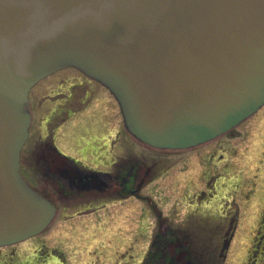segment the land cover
<instances>
[{
	"label": "water",
	"instance_id": "1",
	"mask_svg": "<svg viewBox=\"0 0 264 264\" xmlns=\"http://www.w3.org/2000/svg\"><path fill=\"white\" fill-rule=\"evenodd\" d=\"M64 68L105 87L140 143L200 146L264 105V0H0V247L55 216L19 152L29 89Z\"/></svg>",
	"mask_w": 264,
	"mask_h": 264
},
{
	"label": "rangeland",
	"instance_id": "2",
	"mask_svg": "<svg viewBox=\"0 0 264 264\" xmlns=\"http://www.w3.org/2000/svg\"><path fill=\"white\" fill-rule=\"evenodd\" d=\"M83 81L77 71L64 69L32 89L33 110L37 103V156L39 148L55 145L80 159L79 152L87 148L84 141L122 125L111 95L94 84L88 86L92 91L96 89L93 106L56 130L57 117L50 115L54 105L47 101L48 97L57 98L69 85ZM53 131L55 141L50 138ZM35 133L32 126L22 156L28 155L26 151L33 145ZM121 155L123 171L131 164L151 167V175L139 195L152 200L116 201L109 196L106 206L91 214L58 215L43 233L19 246L26 257L37 251L40 264H146L152 237L164 235L159 227L161 220L172 227L196 230L190 247L207 253L204 264H264L263 228L259 232L264 222V106L228 134L203 146L179 152L158 151L122 136ZM23 170L28 171L24 166ZM40 172L39 163L37 178ZM200 192L205 193L201 201L212 196L210 207L199 202L197 208L188 207L190 198ZM232 218L236 219V231L222 261L216 256ZM198 224H211L210 234L199 232L195 227Z\"/></svg>",
	"mask_w": 264,
	"mask_h": 264
},
{
	"label": "flooded vegetation",
	"instance_id": "3",
	"mask_svg": "<svg viewBox=\"0 0 264 264\" xmlns=\"http://www.w3.org/2000/svg\"><path fill=\"white\" fill-rule=\"evenodd\" d=\"M84 80L83 83L69 85L64 93L59 94L57 98H54V96L48 97L47 101L54 105L50 111V115L57 117L55 124L56 130L61 128L73 117L84 112L88 107L93 106L94 95L97 94L96 89L92 91L88 87L89 85L93 86L95 84L98 89L104 90L99 84L85 77ZM76 89L78 93L75 92ZM31 91L29 92V97ZM32 115L31 127L35 126V141L28 148L29 151L27 149L26 152L28 155L24 157L21 154L20 168L22 166L26 167L29 178H25L29 185L47 197L55 205L57 216H65L68 214L69 217H76L91 214L96 212L97 209L104 208L106 206V198L109 196L115 198L116 201L122 198H139L142 200L146 198L148 201L152 200L149 196L139 195L146 179H149L151 175V167H136L131 164L123 171L125 167L121 164L123 159L121 155L122 136L128 138L129 141L135 144L138 143L122 130L121 124L118 128L108 131L107 134L102 133L100 135L98 133L96 136H92L91 140L84 141L87 148L84 147V151L79 152L80 159L73 161L76 168L83 172L84 178L83 180H78L77 178L65 180L61 177L60 165H57L52 171L49 170L45 162V149L39 148L38 153L40 154L37 158V103L35 109H32ZM92 117L95 118L96 114L94 113ZM53 133L54 131L51 132V140L54 139ZM27 143L23 147V150L26 149ZM37 159L41 163L42 176L39 178H37V164L39 163ZM188 197L186 196V198ZM204 197V192L193 195L188 203L190 205L187 206L192 207L195 205L193 208H197L196 203L199 202L203 207L208 209L212 196L201 201ZM171 218L172 216H170ZM159 224L162 230L161 233L164 235L156 234L155 237H152L150 241L151 251L147 256L149 261L155 264L206 263L207 253L203 250L200 253L196 248L191 250L190 247L192 234L196 230H192L191 228L190 230H186L182 226H179V228L172 227L161 220ZM195 227L199 232H206L207 234H210L212 229L211 224L204 226L198 224ZM235 228L236 219L232 218L226 226V230L223 232L224 238L220 241V248L216 256H219L222 261L226 258V250L234 235ZM20 245L15 244L0 248V264H40L37 261V251L26 257L27 255L21 252ZM157 258L160 261H157Z\"/></svg>",
	"mask_w": 264,
	"mask_h": 264
}]
</instances>
